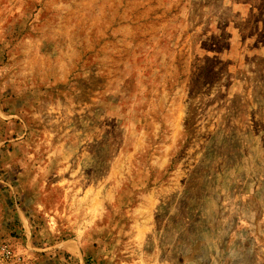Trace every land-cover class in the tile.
<instances>
[{
    "label": "rangeland",
    "instance_id": "rangeland-1",
    "mask_svg": "<svg viewBox=\"0 0 264 264\" xmlns=\"http://www.w3.org/2000/svg\"><path fill=\"white\" fill-rule=\"evenodd\" d=\"M63 241L264 264V0H0V246Z\"/></svg>",
    "mask_w": 264,
    "mask_h": 264
},
{
    "label": "crops",
    "instance_id": "crops-1",
    "mask_svg": "<svg viewBox=\"0 0 264 264\" xmlns=\"http://www.w3.org/2000/svg\"><path fill=\"white\" fill-rule=\"evenodd\" d=\"M40 251L52 256L54 262L51 264H61L65 261L68 264H85L79 245L73 241L53 242L52 245L40 249Z\"/></svg>",
    "mask_w": 264,
    "mask_h": 264
},
{
    "label": "built area",
    "instance_id": "built-area-1",
    "mask_svg": "<svg viewBox=\"0 0 264 264\" xmlns=\"http://www.w3.org/2000/svg\"><path fill=\"white\" fill-rule=\"evenodd\" d=\"M0 264H26L23 257L17 254L8 244L0 246Z\"/></svg>",
    "mask_w": 264,
    "mask_h": 264
}]
</instances>
